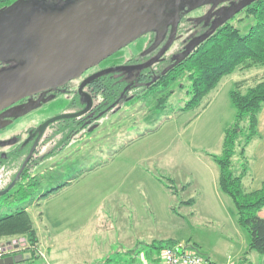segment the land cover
I'll use <instances>...</instances> for the list:
<instances>
[{
  "label": "rangeland",
  "instance_id": "1",
  "mask_svg": "<svg viewBox=\"0 0 264 264\" xmlns=\"http://www.w3.org/2000/svg\"><path fill=\"white\" fill-rule=\"evenodd\" d=\"M230 22L243 33L253 18L240 13ZM134 42L139 46L141 40ZM134 42L116 54L119 63L143 59ZM177 47L175 42L151 71L159 73ZM258 70L235 69L221 80L217 93L210 91L193 109L181 110L187 99L184 76L166 89L132 99L129 108L124 106L130 101L119 98L113 115L108 112L89 124L97 128L95 136L81 142L72 139L73 145L69 142L59 155L34 166L31 196L11 200L0 194V217L25 207L35 229L36 256L13 264H151L150 243L168 238L216 264H264L263 255L245 251L247 234L235 221L234 206L220 190L214 192L211 169L202 163L213 164L208 153L220 152L223 128L233 119L228 94L232 82ZM74 109L67 103L62 108L66 113ZM30 126L13 131L19 141L26 140ZM49 148L46 142L37 154ZM25 156L26 148L3 162L0 186L12 187ZM67 179L74 183L42 199L39 192ZM188 198L194 202L181 203Z\"/></svg>",
  "mask_w": 264,
  "mask_h": 264
},
{
  "label": "flooded vegetation",
  "instance_id": "2",
  "mask_svg": "<svg viewBox=\"0 0 264 264\" xmlns=\"http://www.w3.org/2000/svg\"><path fill=\"white\" fill-rule=\"evenodd\" d=\"M85 1H88L89 4H100L106 0H0V76L28 65L50 53L52 51L50 49V38L54 33V18L64 12L83 7ZM120 1L122 5L133 9L132 25L140 29V33L136 38L58 85L41 88L15 98L13 101L12 99L7 100V96L0 95V168L3 162H6L8 158L13 159L17 154H21L24 148H26V155L28 154L38 134L36 128L44 121L58 115L80 111L87 106V101L82 99L79 91L80 84L86 78L100 71L118 66L140 65L153 58L165 45L171 34L175 12H177L175 33L163 54L151 65L141 70L134 69L130 72L108 71L88 80L81 87V91L87 93L90 99L88 110L77 117L60 118L49 122L39 137L30 158L35 155L39 158L49 151L56 144L59 135L73 126L76 128V132L72 133V139L75 142H81L89 136V139L95 136L97 128H88L89 124L95 123L98 118L108 112L113 115L116 111L112 112V110L118 104L117 100L119 98H125L124 101L126 102L129 98L139 99L133 98L134 93H137L139 89L138 84L147 83L145 79L148 76L154 75V78H156L164 69L175 66L185 55L192 52L199 43L209 37L216 27L227 21L230 22L238 14L244 13V9L248 5L240 8L226 19L228 14L248 0ZM202 36L204 37L199 40V37ZM136 39L141 40L139 46L134 42ZM132 42H134V49L138 51V54L145 56L141 60H137L135 57L119 63L116 54L123 48L130 49L128 45ZM175 42L178 47L167 59L168 63L162 67L159 73L152 72L150 68L155 63L165 60L166 52ZM135 84L137 86L133 88ZM120 85H122V91H118ZM155 90L158 91L159 89ZM103 97L106 106L98 109ZM133 100L126 103L127 108L133 104ZM7 102L9 103L7 104ZM65 103L73 106L74 111L64 112L62 108ZM25 105L29 109L25 112H19ZM69 119H73L71 125H69ZM28 123L31 126L28 128L26 140L19 141L13 131L20 125ZM86 130H90V132L87 137L82 138L81 132ZM46 142L50 144V148L41 154H37ZM69 142L63 150L69 146ZM71 143L73 145V142ZM53 157L45 158L36 167ZM15 175L11 179L12 187L8 190L6 186H0V194L4 193L7 197L14 192V187H17V184L13 183ZM41 193L43 192L39 194Z\"/></svg>",
  "mask_w": 264,
  "mask_h": 264
},
{
  "label": "trees",
  "instance_id": "3",
  "mask_svg": "<svg viewBox=\"0 0 264 264\" xmlns=\"http://www.w3.org/2000/svg\"><path fill=\"white\" fill-rule=\"evenodd\" d=\"M244 16L253 18L252 24L245 32L242 33L229 21L222 23L175 66L164 69L156 78L154 75L148 76L145 79L147 83L138 84L144 86L143 92L137 91L133 98H140L150 90L166 89L173 81L184 76L187 81L185 90L187 99L181 110L193 109L202 103L203 98L217 85L222 76L230 74L235 69L241 71L259 69L249 77L238 78L233 82L229 98L235 109L234 116L231 123L223 129L220 152L209 155L218 167L217 187L230 198L235 209V221L247 234L245 251L255 250L264 255V218L258 215V210L264 206V179L255 190H247L243 184L250 176L247 147L258 138L256 130L258 114L264 104V0H251L244 9ZM121 86L118 91L121 90ZM136 86L137 84L133 88ZM104 99L103 97L98 109L106 106ZM72 123L73 119H69V125ZM75 129L73 126L63 131L49 151L39 158L35 155L28 160L20 175L16 178L14 176L13 183L17 184V187H14V192L7 198L23 200L31 196L29 185L35 186L31 176L34 166L45 158L59 154L72 139ZM89 132L90 130L81 132L82 138L87 137ZM28 178L29 183L26 181ZM65 185L66 183H60L44 191L40 196L47 197ZM166 186L173 192L172 185ZM181 188H184V185ZM193 202V198L181 201L182 204ZM20 235H27L33 248L15 254L30 253V258L36 256L35 229L24 207L0 217V239ZM175 243L176 241L170 238L157 243L152 241L150 248L154 257L151 264H161L162 247Z\"/></svg>",
  "mask_w": 264,
  "mask_h": 264
},
{
  "label": "water",
  "instance_id": "4",
  "mask_svg": "<svg viewBox=\"0 0 264 264\" xmlns=\"http://www.w3.org/2000/svg\"><path fill=\"white\" fill-rule=\"evenodd\" d=\"M251 0L238 6L226 19L231 17L240 8ZM133 9L121 4L120 0H106L100 4L83 3L73 11H67L57 15L54 19V33L50 38V53L31 62L28 65L14 69L0 76V95L6 99H15L30 92L40 90L47 86H55L70 77L79 74L82 70L109 55L128 41L136 38L140 29L132 25ZM177 23L175 12L171 34L160 51L147 62L136 66H118L106 69L86 78L79 86L82 99L87 101V106L77 112L62 114L44 121L36 128L37 136L31 148L24 158L15 178L23 170L29 160L36 143L43 133L45 126L60 118H73L85 113L90 106L87 93L81 91V87L88 80L108 71L141 70L155 62L171 43ZM204 36L199 37L201 40ZM11 102V101H10ZM9 102H7L8 104ZM25 107L19 112H25ZM30 253L15 254L0 258V264H13L30 258Z\"/></svg>",
  "mask_w": 264,
  "mask_h": 264
},
{
  "label": "crops",
  "instance_id": "5",
  "mask_svg": "<svg viewBox=\"0 0 264 264\" xmlns=\"http://www.w3.org/2000/svg\"><path fill=\"white\" fill-rule=\"evenodd\" d=\"M245 73H247V70H245ZM226 76H229V74L222 76V78L218 81L217 85L211 91H214V93H217V91H218L217 88L219 86V83ZM240 76H241L240 78H245V77H249L250 75L249 74L245 75L243 73V74H240ZM233 82H232V85H233ZM230 89L231 88H229V90ZM229 90H228V94H229ZM131 100L132 99L129 98L128 101H131ZM121 107H122V105L118 106V109H121ZM124 107H128V105L125 104ZM256 130H257V133H258V138L253 143L248 145V147H247V155L250 158V173H249L250 176H249V178H246L244 180V182H243L244 188L247 189V190H255V189H257L260 186L262 180L264 179V104H263V106H262V108H261V110H260V112L258 114ZM209 154L210 153H208V155ZM210 160L212 161L213 164H215L213 162L212 158ZM202 163H204V165H207L206 167H209L211 169L210 175H211V182L214 185L213 190H214V192L216 194H218V192H219L218 191L219 189L217 187L218 169H217V174H216V169H215L213 164H210L209 162L206 163L204 161H202ZM54 168H55V166L53 165V166L49 167V170H54ZM50 179H52V178H50ZM65 183H66L65 186H63L58 191H56L54 193H51L50 195H48L47 197H44V198H52L53 196H56V195L60 194L65 189H67V187L71 186L74 183V181L71 180V179H67L65 181ZM51 185H53V183H51ZM25 209L27 210V208H25ZM258 215L261 218H264V206L261 207L258 210ZM245 247H246V245H245ZM263 258H264V255H263ZM263 262H264V259H263Z\"/></svg>",
  "mask_w": 264,
  "mask_h": 264
},
{
  "label": "built area",
  "instance_id": "6",
  "mask_svg": "<svg viewBox=\"0 0 264 264\" xmlns=\"http://www.w3.org/2000/svg\"><path fill=\"white\" fill-rule=\"evenodd\" d=\"M28 236L0 239V258L31 249ZM161 264H216L187 245L175 243L165 245L160 251Z\"/></svg>",
  "mask_w": 264,
  "mask_h": 264
}]
</instances>
